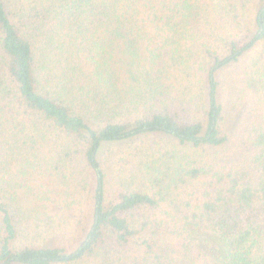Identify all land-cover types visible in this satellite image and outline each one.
<instances>
[{"label":"trees","instance_id":"trees-1","mask_svg":"<svg viewBox=\"0 0 264 264\" xmlns=\"http://www.w3.org/2000/svg\"><path fill=\"white\" fill-rule=\"evenodd\" d=\"M87 262L264 264V0H0V264Z\"/></svg>","mask_w":264,"mask_h":264},{"label":"rangeland","instance_id":"rangeland-1","mask_svg":"<svg viewBox=\"0 0 264 264\" xmlns=\"http://www.w3.org/2000/svg\"><path fill=\"white\" fill-rule=\"evenodd\" d=\"M260 48H256L253 51H251V53H249L245 59L243 60V63L240 64V66L244 67V66H252V59L256 58V56H258L259 52H260ZM261 57V56H260ZM237 67V66H236ZM154 137L151 135L148 136H144L141 139H138L135 143H130L128 144L129 146L127 147H120L119 150H121L120 152H118L117 154H114V152L112 151L111 153H105V155L103 156L104 160L110 159L111 160V164L116 163L117 161L115 160L120 154H122L123 158H125L126 160L130 161V160H135L138 158H142V154H141V150L148 146L149 144H151V141ZM153 142V141H152ZM119 164V162H117V165ZM61 233V232H59ZM35 234H38L39 236L37 238L34 239V241L37 244H41L43 238L46 236V234L43 232V230H40L38 232H36ZM18 264V263H15ZM84 264V263H82ZM86 264H89L88 262Z\"/></svg>","mask_w":264,"mask_h":264}]
</instances>
